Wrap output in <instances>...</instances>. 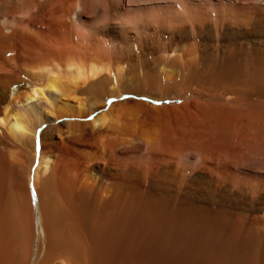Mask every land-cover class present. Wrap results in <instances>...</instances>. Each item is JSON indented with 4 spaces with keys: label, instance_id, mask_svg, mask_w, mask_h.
Masks as SVG:
<instances>
[{
    "label": "bare ground",
    "instance_id": "1",
    "mask_svg": "<svg viewBox=\"0 0 264 264\" xmlns=\"http://www.w3.org/2000/svg\"><path fill=\"white\" fill-rule=\"evenodd\" d=\"M0 264H264V0H0Z\"/></svg>",
    "mask_w": 264,
    "mask_h": 264
}]
</instances>
